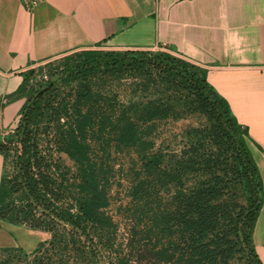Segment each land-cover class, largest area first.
Instances as JSON below:
<instances>
[{"label":"trees","instance_id":"16d2710c","mask_svg":"<svg viewBox=\"0 0 264 264\" xmlns=\"http://www.w3.org/2000/svg\"><path fill=\"white\" fill-rule=\"evenodd\" d=\"M27 72L17 126L0 133V222L50 238L0 249V264H263L261 175L204 68L164 50L89 49L65 55L66 89ZM188 117L201 122L178 149L157 143L158 123ZM121 180L125 241L109 210Z\"/></svg>","mask_w":264,"mask_h":264},{"label":"crops","instance_id":"0c3cea01","mask_svg":"<svg viewBox=\"0 0 264 264\" xmlns=\"http://www.w3.org/2000/svg\"><path fill=\"white\" fill-rule=\"evenodd\" d=\"M37 1L29 14L21 0H0V133L17 126L25 98L15 94L33 65L89 49L163 48L190 61L248 132L263 184L253 239L264 264V0ZM6 166L0 154V182ZM19 229L0 222V249L19 247Z\"/></svg>","mask_w":264,"mask_h":264},{"label":"rangeland","instance_id":"374dc122","mask_svg":"<svg viewBox=\"0 0 264 264\" xmlns=\"http://www.w3.org/2000/svg\"><path fill=\"white\" fill-rule=\"evenodd\" d=\"M161 49H153L150 51H157ZM64 59L65 56L60 58H56L45 63H40L38 65H33L28 68L26 71L27 75H29L31 85H35L38 87L39 85L44 86L50 82H55V85L58 86L60 89H66L64 86L63 78L67 75L64 73ZM76 59L74 58L72 62ZM133 80H123L121 84H125L123 87L131 85ZM112 86H117V82L113 81L111 83ZM120 96L124 97V95L128 94L123 90H120ZM201 122L200 119L196 117H188L180 120H167L165 122H160L157 125L156 130V141L158 144L162 143L163 141L165 145L169 144L173 149H178L181 146V138L180 133L183 132L188 127H195ZM122 156V155H121ZM126 160V158H125ZM9 170V169H7ZM122 186L117 188L113 187L112 196L113 201L110 206V212L114 216V221L118 225V231L120 235V239L125 241L127 237V231L129 228V220L118 214L117 208L122 205L124 206L128 200L126 198L125 192L127 190L128 183L125 180H121ZM22 230L19 229L18 231H14L13 237L15 238L16 242L19 244L25 252H31L33 249L36 248L38 243V237L36 235H32L31 230H28L24 227ZM5 255L0 254V261H4ZM7 264H16L15 262H8ZM144 264V263H141Z\"/></svg>","mask_w":264,"mask_h":264},{"label":"built area","instance_id":"2783aa9c","mask_svg":"<svg viewBox=\"0 0 264 264\" xmlns=\"http://www.w3.org/2000/svg\"><path fill=\"white\" fill-rule=\"evenodd\" d=\"M22 6L25 9V11L29 14L33 13L34 10L37 8L38 6V1L37 0H21ZM164 51H167L165 49H161ZM12 132V131H11ZM9 132V133H11Z\"/></svg>","mask_w":264,"mask_h":264},{"label":"water","instance_id":"95a60500","mask_svg":"<svg viewBox=\"0 0 264 264\" xmlns=\"http://www.w3.org/2000/svg\"><path fill=\"white\" fill-rule=\"evenodd\" d=\"M256 209H257V207H256Z\"/></svg>","mask_w":264,"mask_h":264}]
</instances>
